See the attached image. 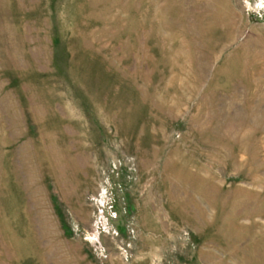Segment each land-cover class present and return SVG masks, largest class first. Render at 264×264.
Returning <instances> with one entry per match:
<instances>
[{"label":"rangeland","instance_id":"obj_1","mask_svg":"<svg viewBox=\"0 0 264 264\" xmlns=\"http://www.w3.org/2000/svg\"><path fill=\"white\" fill-rule=\"evenodd\" d=\"M0 264H264V0H0Z\"/></svg>","mask_w":264,"mask_h":264}]
</instances>
